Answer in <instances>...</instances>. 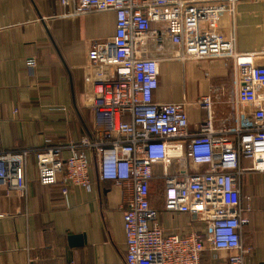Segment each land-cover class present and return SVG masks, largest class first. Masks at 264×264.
Masks as SVG:
<instances>
[{"label": "built area", "instance_id": "built-area-1", "mask_svg": "<svg viewBox=\"0 0 264 264\" xmlns=\"http://www.w3.org/2000/svg\"><path fill=\"white\" fill-rule=\"evenodd\" d=\"M59 1L78 15L114 13L111 38L96 41L87 52L91 73L84 82L91 87L93 131L76 142L0 155V186L25 197L26 165L34 155L38 184L59 186L65 196L73 187L90 190L95 164L98 179L122 191L124 264H201L206 246L229 253V264H244L252 248L242 242L248 222L241 202L242 162L264 174V63H256L264 52L234 50L230 30L239 0ZM168 60L232 62L233 127L215 126V89L195 102L206 117L193 132L184 101H153L160 63ZM36 64L29 59L28 71L34 73ZM156 181L162 183V211L203 221L205 239L164 234L151 197Z\"/></svg>", "mask_w": 264, "mask_h": 264}, {"label": "crops", "instance_id": "crops-1", "mask_svg": "<svg viewBox=\"0 0 264 264\" xmlns=\"http://www.w3.org/2000/svg\"><path fill=\"white\" fill-rule=\"evenodd\" d=\"M222 23L231 25L225 17ZM114 30L112 11L78 15L59 0H0V155L92 134L91 87L84 82L91 73L87 52L96 41L110 39ZM230 34L237 53L264 52V0H239ZM32 58L34 73L26 67ZM256 63L263 64V58ZM159 69L153 101H184L191 132L206 117L195 102L210 89L225 90L224 95L216 92L215 126H234L231 61L168 60ZM69 155L62 153L64 159ZM87 156L91 161L89 151ZM242 163L241 202L248 220L242 242L252 248L244 264H264V174L249 170V161ZM90 167V190L73 187L62 196L59 186L38 184L31 155L25 197L0 186V264H124L122 191L101 182ZM155 208L164 234L206 238L208 229L198 218L163 212L161 204ZM70 236H83L84 243L78 246ZM229 255L206 246L201 264H229Z\"/></svg>", "mask_w": 264, "mask_h": 264}, {"label": "rangeland", "instance_id": "rangeland-1", "mask_svg": "<svg viewBox=\"0 0 264 264\" xmlns=\"http://www.w3.org/2000/svg\"><path fill=\"white\" fill-rule=\"evenodd\" d=\"M229 80H230V76L226 77L224 81L229 82ZM161 194H162V183L156 181L151 187V197L154 200V207H157L158 205L161 204Z\"/></svg>", "mask_w": 264, "mask_h": 264}, {"label": "water", "instance_id": "water-1", "mask_svg": "<svg viewBox=\"0 0 264 264\" xmlns=\"http://www.w3.org/2000/svg\"><path fill=\"white\" fill-rule=\"evenodd\" d=\"M94 167L96 168L97 170V167L96 165L94 164ZM71 241L74 242V244L80 246L84 243V237L83 236H70L69 238Z\"/></svg>", "mask_w": 264, "mask_h": 264}]
</instances>
